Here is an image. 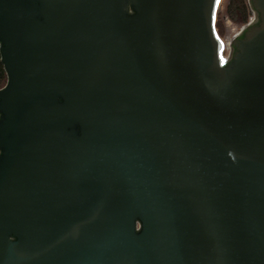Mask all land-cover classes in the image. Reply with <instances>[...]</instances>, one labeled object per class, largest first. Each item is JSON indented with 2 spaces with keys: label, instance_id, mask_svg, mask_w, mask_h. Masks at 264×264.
<instances>
[{
  "label": "water",
  "instance_id": "water-1",
  "mask_svg": "<svg viewBox=\"0 0 264 264\" xmlns=\"http://www.w3.org/2000/svg\"><path fill=\"white\" fill-rule=\"evenodd\" d=\"M0 0V264H264V0Z\"/></svg>",
  "mask_w": 264,
  "mask_h": 264
},
{
  "label": "rangeland",
  "instance_id": "rangeland-1",
  "mask_svg": "<svg viewBox=\"0 0 264 264\" xmlns=\"http://www.w3.org/2000/svg\"><path fill=\"white\" fill-rule=\"evenodd\" d=\"M217 9L216 28L226 43H229L253 17L249 0H221ZM234 10L236 14L233 13ZM244 16L246 21L242 20Z\"/></svg>",
  "mask_w": 264,
  "mask_h": 264
},
{
  "label": "built area",
  "instance_id": "built-area-1",
  "mask_svg": "<svg viewBox=\"0 0 264 264\" xmlns=\"http://www.w3.org/2000/svg\"><path fill=\"white\" fill-rule=\"evenodd\" d=\"M252 11V10H251ZM252 14H253V17L251 18V20L247 23V25H245L237 34L234 35V37H232V40H234L236 37H238L240 35V33L248 26L250 25L251 23H253L255 21V14L254 12L252 11ZM217 30V28H216ZM217 34L219 36V38L224 42V49L223 52H222V56L224 58H227L230 54V48H231V43H232V40L229 42V43H226L222 38L221 36L219 35L218 31H217Z\"/></svg>",
  "mask_w": 264,
  "mask_h": 264
},
{
  "label": "trees",
  "instance_id": "trees-1",
  "mask_svg": "<svg viewBox=\"0 0 264 264\" xmlns=\"http://www.w3.org/2000/svg\"><path fill=\"white\" fill-rule=\"evenodd\" d=\"M233 2H234V0H233ZM233 13L236 14V11L234 10ZM233 13H232V16H233ZM242 20L246 21L245 20V16H244V18ZM7 80H8L7 73H6L4 64L2 63V58H1V54H0V89L4 88L6 86Z\"/></svg>",
  "mask_w": 264,
  "mask_h": 264
}]
</instances>
